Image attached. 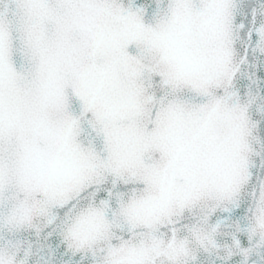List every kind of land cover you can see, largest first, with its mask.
<instances>
[{
    "label": "snow or ice",
    "instance_id": "snow-or-ice-1",
    "mask_svg": "<svg viewBox=\"0 0 264 264\" xmlns=\"http://www.w3.org/2000/svg\"><path fill=\"white\" fill-rule=\"evenodd\" d=\"M0 264H264V0H0Z\"/></svg>",
    "mask_w": 264,
    "mask_h": 264
}]
</instances>
